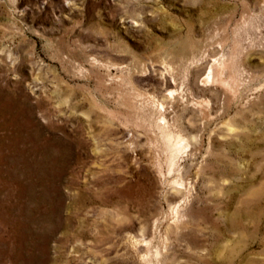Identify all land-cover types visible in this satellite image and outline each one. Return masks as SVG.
<instances>
[{
    "label": "rangeland",
    "instance_id": "rangeland-1",
    "mask_svg": "<svg viewBox=\"0 0 264 264\" xmlns=\"http://www.w3.org/2000/svg\"><path fill=\"white\" fill-rule=\"evenodd\" d=\"M0 264H264V0H0Z\"/></svg>",
    "mask_w": 264,
    "mask_h": 264
},
{
    "label": "bare ground",
    "instance_id": "bare-ground-1",
    "mask_svg": "<svg viewBox=\"0 0 264 264\" xmlns=\"http://www.w3.org/2000/svg\"><path fill=\"white\" fill-rule=\"evenodd\" d=\"M180 145V144H179ZM175 146V145H174ZM184 146V145H183ZM173 148V147H172ZM177 151V150H176ZM181 152V151H180Z\"/></svg>",
    "mask_w": 264,
    "mask_h": 264
}]
</instances>
